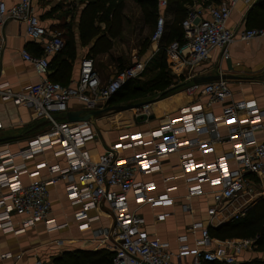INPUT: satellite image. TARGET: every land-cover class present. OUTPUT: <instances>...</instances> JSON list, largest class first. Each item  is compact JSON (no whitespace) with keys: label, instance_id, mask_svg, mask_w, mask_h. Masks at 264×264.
<instances>
[{"label":"built area","instance_id":"obj_1","mask_svg":"<svg viewBox=\"0 0 264 264\" xmlns=\"http://www.w3.org/2000/svg\"><path fill=\"white\" fill-rule=\"evenodd\" d=\"M239 1L219 0L207 9H190L182 22L185 42H172L165 49L166 53L174 62L193 69L207 61L216 49L226 58L232 43L264 39L262 27H228ZM167 5V0L159 1L160 9ZM9 21L24 24L27 38L41 41L43 54L21 53L34 69L38 81L20 92L0 81V99L26 107L32 114V122H47V130L17 152L0 150V231L19 235L38 224L49 232L65 228L66 223L60 224L52 217L49 195L51 187L64 183L71 206L79 207L74 217L80 222L81 231L99 220L98 214L90 215L93 211L112 217L110 228L98 231L103 237L101 242L114 254L112 264H182L180 260L186 256L192 257L191 264H239L246 250L252 248V239L215 242L209 226L194 223L192 231H200L198 245L203 248L189 249L181 244L176 255L166 243L146 231L143 216L129 206V195H133L139 208L146 204L152 207L173 205L175 199L171 195L178 191L176 184L150 196L156 189L155 183L138 182L137 178L163 174L164 161L178 155L181 174L165 181L183 180L188 199L211 195L207 210L210 226L241 219L248 211L244 205L254 197L255 201L264 198V140L258 135L264 130V104L236 99L225 80L195 84L190 75L183 92L194 103L182 108L177 118L146 132L124 133L106 151L95 155L88 148V143L97 136L93 123H70L65 118L71 100L81 102L86 112L102 109L129 81L141 78L145 64L136 62L102 85L93 60L87 58L81 64L79 79L63 86L47 77L50 56L60 53L65 45L61 34L45 38L48 34L35 13L32 0H20L11 6L0 0V27ZM165 32L166 18L161 13L152 42L159 45ZM1 67L0 48V74ZM216 106L220 108L218 113L214 111ZM132 113L135 119L152 116L150 103L133 109ZM217 146L223 147L218 155ZM30 162L34 164L32 168ZM42 171H46V176H39ZM36 176L39 178L33 179ZM203 185H208L210 190H205ZM247 196L251 199L246 201ZM241 198L245 204L239 203ZM184 208L188 210L189 206ZM167 216L159 214L156 221H164ZM185 240L186 237L180 238L182 242ZM10 256L6 254L3 258Z\"/></svg>","mask_w":264,"mask_h":264},{"label":"crops","instance_id":"obj_2","mask_svg":"<svg viewBox=\"0 0 264 264\" xmlns=\"http://www.w3.org/2000/svg\"><path fill=\"white\" fill-rule=\"evenodd\" d=\"M3 1L11 6L20 0ZM130 1L132 4L138 6L141 19L144 23L148 24V21L143 16L141 7L133 0H124L125 7L122 12V28L117 38H110L113 43L112 49L106 54L90 56L94 42L84 44L81 39L80 30V21L86 2H76L73 0H32L35 13L48 34L45 37L46 39L50 35L57 33L61 34L63 40H67L70 33H72L75 39V58L73 61L65 55L50 56L49 60L52 63V69H49L47 77L49 79L53 77L61 79L63 73L59 69L56 71L53 69V66L60 61L58 57L68 59L72 65L71 76L65 86L79 79L81 64L87 58L93 60L94 69L102 85L113 79L119 73L121 67L126 69L136 62H140L145 64V70L150 69L149 65L151 61L156 58L159 64L156 69L152 68L153 72H148V74H154L150 79L158 74L163 63L166 64L167 70L174 77L177 76L178 79H180L181 75H184V72H191L190 75L192 77L215 74L230 75L240 78L239 80H227L232 90L236 88L240 91L235 94L236 99L255 100L261 106L264 104V39L250 42H234L228 47V57L226 58L220 50L216 49L207 61L191 69L174 62V59L166 51L163 53L161 50L163 45L161 43L159 45L153 43L152 36H150V41L148 38H145L139 44L141 52L143 51L142 56L134 54L132 57H129L122 51L119 53V57H115L114 60L110 58V61L115 67L112 68V71L113 69H116L115 72L117 71L115 76L113 72H109V69H104L103 66H100L97 60L103 56H107V58L110 56L115 49L116 41L121 42L124 34L127 32L126 27L131 24L128 15ZM159 1V14L162 13L165 16L170 26V22L175 14L174 6L170 7L168 4L165 9H160ZM258 1L240 0L228 20V27L239 29L264 25V1L259 8H254ZM218 3L219 0H191L190 3H187L186 7L187 9L192 7L207 9L208 6ZM149 24L153 25L154 33L155 23L150 22ZM100 25L102 30H104L106 24L101 23ZM0 48L2 52L1 82L9 83L12 90L20 92L38 81L34 69L25 62L21 53L27 51L33 56H42L41 41L27 38L24 24L17 21H9L0 27ZM164 57L165 59L163 60ZM188 83L189 81L185 84ZM192 103H194L193 99L185 95L183 91L176 92L161 100L150 103V108L154 105H159V109L157 110L158 119L155 118L154 112L151 109L153 119L145 123H137L132 111L131 119L124 115L130 112L127 111L105 115L95 121H89L93 123L97 131V136L93 141L88 143V148L95 155L103 153L117 142L124 133L136 131L146 132L156 129L161 125L167 124L169 119L177 118L179 111ZM76 111H85L84 105L78 100L73 99L70 102L68 112ZM214 111L218 113L220 112V108L216 106L214 107ZM31 115L30 110L26 107L17 106L12 101L4 102L0 99V123L2 124V129H0V150L7 149L12 152H17L27 147L29 142L47 130V125L43 126V122H32ZM116 116H119L120 120ZM27 124H32L34 128L30 130L33 135L28 140L25 139L27 141L21 135L11 134L14 128L24 127ZM100 126H104L105 131H101ZM258 135L259 139L264 140V130ZM222 150V146H217L216 155L220 154ZM47 157L49 158L50 156L47 155ZM208 158L211 159L213 156H209ZM178 163V155H172L163 163V174L147 175L137 178L138 182L155 183L156 189L150 192V196L163 193L168 185L176 184L178 191L171 195L175 199L173 205L167 207H152L146 204L139 208L132 197L133 195H129V206L132 210L137 209L139 214L143 216L146 222V231L151 236L157 237L166 243L169 249L176 255L179 253L181 244L187 246L189 249L196 247L203 248V246L198 245L201 237L200 231H192L194 223H202L204 227L209 226L210 229H216L229 222L226 221L221 224L216 222L215 225L210 226L207 210L211 204V195L194 196L188 199L183 180L165 181L167 178L180 176L181 171ZM29 165L30 168L34 166L33 162H30ZM39 176H46V171H42ZM39 176L33 179H37ZM24 180L25 182L28 181L26 178ZM203 188L207 191L210 190L208 185H203ZM49 195L53 205L52 217L58 223H66L67 226L61 230L49 232L44 225L38 224L19 235L0 231V264H53L54 260L61 257L65 252L77 250L92 252L100 249L109 250L107 244L101 242L103 237L98 234V231L109 229L113 223L112 217L108 213H101L100 211L91 212L90 215L98 214L99 220L92 223L89 229L81 231L79 229L80 222L74 217L79 207L71 206L65 192V184L60 183L59 185L51 187L49 189ZM184 206H189V209L185 210ZM162 213L168 214L167 218L161 222L156 221V216ZM17 220V217H15L14 221L16 222ZM181 237H186V240L184 242L180 241ZM213 240L215 242H222L216 238H213ZM213 245L211 249L214 248ZM6 254H10V258H3V255ZM180 261L182 264H191L192 257H182ZM174 262L177 263V260L175 259Z\"/></svg>","mask_w":264,"mask_h":264},{"label":"trees","instance_id":"obj_3","mask_svg":"<svg viewBox=\"0 0 264 264\" xmlns=\"http://www.w3.org/2000/svg\"><path fill=\"white\" fill-rule=\"evenodd\" d=\"M142 10L143 16L148 23H155L159 16L158 1L159 0H133ZM264 0H259L254 8H259ZM191 0H167L170 7L174 6L175 14L170 22L165 35L161 40L163 53L168 45L172 42H185V32L182 28V22L186 18L189 9L187 3ZM82 17L80 21L81 39L84 44L94 42L90 56H97L108 53L113 43L111 39L117 38L122 28L123 15L122 12L125 7L124 0H88L84 4ZM101 23L106 24L104 30L101 28ZM264 28L262 26H256ZM250 27V28H256ZM106 31V32H105ZM111 38V39H110ZM63 50L56 55H65L71 61L75 58V39L72 33L69 34L67 40L64 39ZM53 66L54 71L60 70L62 72L61 79L56 77L51 78L53 82H57L65 86L71 76L72 65L68 59H61ZM165 57L163 58V60ZM50 61V69L51 68ZM125 68L121 67L120 71ZM175 77L167 70L165 63L161 65L159 73L152 79L145 83H140L138 80L129 81L121 90L117 92L107 103V106L112 105H127L139 103H153L155 100L135 101V98L153 97L159 94L161 100L168 93L173 92L180 86H173L175 84ZM173 86V87H172ZM210 234L213 238L221 241L228 239H250L256 238L257 251L264 252V198L255 201L252 207L247 211L245 217L239 220H233L225 223L219 228H211ZM114 254L110 250L100 249L98 251H73L65 252L61 257L55 259L53 264H112ZM205 264H219L209 263ZM239 264H264V259H242Z\"/></svg>","mask_w":264,"mask_h":264},{"label":"rangeland","instance_id":"obj_4","mask_svg":"<svg viewBox=\"0 0 264 264\" xmlns=\"http://www.w3.org/2000/svg\"><path fill=\"white\" fill-rule=\"evenodd\" d=\"M129 5L130 6L128 7V9H129L128 15H129V19L131 21V24L126 27L127 32L124 34L121 42L116 41L115 49L113 50V52L110 54V56L108 58H107V56H103L97 60V63L100 64V66H103L104 69H109V72H113L114 76L116 75L117 71L115 72L116 69H113V71H112V68H115V67L112 64V62L110 61V58L112 60H114L115 57H119V53H121L122 51L124 53H126V55H128L129 57H132V55H134V54L142 56L141 54H143V51L141 52L139 44H141V41L142 40L144 41L145 38H148L150 41V36H152V33H153V25H150L149 23L148 24L144 23V21L141 19V14H140V11L138 9V6L135 4H132L131 1H130ZM193 8H195V7L189 8V10L193 9ZM166 22H167V28H168L169 22H168V20H166ZM158 64H159L158 61L156 60V58H154V60L151 61L150 65H149L150 69H146L144 71V73L142 74L141 78L137 79V80L140 81V83H142V84L145 83L146 81H148V79H150L154 75L153 73L148 74V72H151V71L153 72V69H156ZM190 74H191V72H184V75H181L180 79H178V77L176 76L175 81H174L175 84L173 86H175V87L180 86V85L181 86L176 88L175 90H173V92L168 93L167 96H170L176 92H178V93L182 92L183 91V84L185 85V83H187L189 81L188 77ZM176 80L178 81V83ZM233 90H234L235 94L240 92L236 88H233ZM167 96H165V97H167ZM159 97H160L159 94H157L153 97H144V98L138 97V98H135V101H146L147 99H149V100H153V101L155 100V102H156V100ZM151 109L154 112L155 118L158 119V116H157L158 111L157 110L159 109V105H154V106H152ZM124 115L128 116V118L130 117V119H131V116H132L131 111L124 114ZM117 117L119 118V116H116V118ZM119 120H120V118H119ZM31 129H34L33 125L27 124L24 127H20L17 129L14 128L12 130L11 134L21 135L22 138H24V140L25 139L28 140L33 135V133L30 131ZM100 129H101V131H105L104 126H100ZM27 140H25V141H27ZM245 199L247 201L248 199H251V198H250V196H247ZM255 200H256V197H254L253 200L249 204L244 205L243 208L248 207V210H249L252 207V203ZM239 203L245 204V200H242V198H241ZM245 215L243 217H245ZM186 221H188V219H186ZM250 239L253 240L254 244H253L251 249L246 250V252H245L246 255L245 254L243 255V259H247V260L264 259V252L257 251V246H256L257 239L256 238H250ZM228 240H231V239H228ZM239 259H241V257H239Z\"/></svg>","mask_w":264,"mask_h":264},{"label":"water","instance_id":"obj_5","mask_svg":"<svg viewBox=\"0 0 264 264\" xmlns=\"http://www.w3.org/2000/svg\"><path fill=\"white\" fill-rule=\"evenodd\" d=\"M236 79L239 80L240 78L230 75L215 74V75L195 76L193 77L192 81L195 84H205L218 80L227 81V80H236ZM145 104H149V103L112 105L91 112H86V111L68 112L65 118L70 123L95 121L96 119L104 117L105 115L132 111L133 109L139 108ZM150 119H153V116L147 117L146 115H142L137 117L136 121L137 123H144L146 120H150ZM42 125L43 126L47 125V122H43Z\"/></svg>","mask_w":264,"mask_h":264},{"label":"bare ground","instance_id":"obj_6","mask_svg":"<svg viewBox=\"0 0 264 264\" xmlns=\"http://www.w3.org/2000/svg\"><path fill=\"white\" fill-rule=\"evenodd\" d=\"M2 221H5V220H2ZM0 228H2V226H0Z\"/></svg>","mask_w":264,"mask_h":264}]
</instances>
